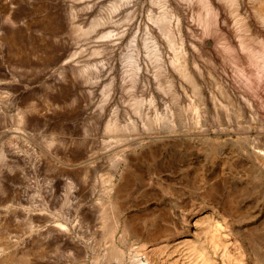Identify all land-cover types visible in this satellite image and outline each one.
<instances>
[{
    "label": "rangeland",
    "instance_id": "obj_1",
    "mask_svg": "<svg viewBox=\"0 0 264 264\" xmlns=\"http://www.w3.org/2000/svg\"><path fill=\"white\" fill-rule=\"evenodd\" d=\"M263 4L0 0V257L264 264Z\"/></svg>",
    "mask_w": 264,
    "mask_h": 264
},
{
    "label": "bare ground",
    "instance_id": "obj_2",
    "mask_svg": "<svg viewBox=\"0 0 264 264\" xmlns=\"http://www.w3.org/2000/svg\"><path fill=\"white\" fill-rule=\"evenodd\" d=\"M264 5V4H263ZM262 6V4H261ZM259 6L257 7L258 10ZM263 9V8H261ZM264 11V10H262ZM260 12V11H259ZM246 21V20H245ZM254 23V22H253ZM251 26V25H250ZM255 26V25H254ZM259 27V26H258ZM252 29V28H251ZM257 30V29H256ZM257 32V31H256ZM259 33V32H258ZM263 34V33H262ZM250 35H254L250 34ZM257 35V34H256ZM260 36V35H259ZM262 36V35H261ZM264 37V36H263ZM254 38V37H253ZM262 38V37H261ZM257 39V38H256ZM259 39V38H258ZM262 40V39H261ZM243 81V80H241ZM244 83V82H242ZM244 85V84H243ZM250 86V85H249ZM12 141V140H11ZM17 148V146L15 147V149ZM13 149V148H12ZM17 150V149H16ZM110 213L109 216H111L113 218V225L109 228V231H111L112 233L114 232V230H116L119 227L123 228V231L125 233L130 232L131 231V224L128 220H124L121 217V212H122V205L120 202L118 201H112L111 205H110ZM218 215V222L223 221L224 223L228 222V219L226 218V213L225 211L222 212H217ZM192 214L189 218V221L193 222L194 224H200V223H204L206 220V216L207 213L206 212H194V213H190ZM109 221V220H108ZM258 240V239H257ZM3 241V238H0V242ZM260 241V240H259ZM250 242V241H249ZM191 243V239L190 237H188L187 234H181L178 237H176L173 240V243L167 242L166 246L168 245H175V246H179V245H189ZM245 246V244H244ZM252 246V244H251ZM257 246V245H256ZM193 248V247H192ZM191 250V249H190ZM226 250V248H225ZM258 250V249H257ZM114 251V250H113ZM205 252V251H204ZM1 253V252H0ZM192 253V252H191ZM194 253V252H193ZM192 253V254H193ZM114 255V254H113ZM117 255H119V251H117ZM206 255V252H205ZM258 255V253H257ZM115 256H116V251H115ZM195 256V255H193ZM259 258L263 261L264 260V254L263 253H259ZM200 260V259H199ZM207 264H215L217 263L216 260L214 258H212L211 255H208L207 260H206ZM0 264H23L22 262H18L16 261L14 258H10V256L6 257V256H2L0 257ZM140 264H151L150 260H147V262H141Z\"/></svg>",
    "mask_w": 264,
    "mask_h": 264
}]
</instances>
